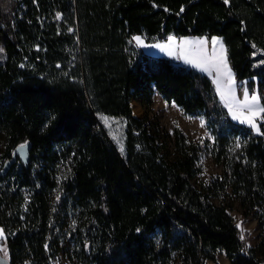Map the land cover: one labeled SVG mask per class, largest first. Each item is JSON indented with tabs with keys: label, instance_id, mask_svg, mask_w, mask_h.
<instances>
[{
	"label": "trees",
	"instance_id": "obj_1",
	"mask_svg": "<svg viewBox=\"0 0 264 264\" xmlns=\"http://www.w3.org/2000/svg\"><path fill=\"white\" fill-rule=\"evenodd\" d=\"M135 35L221 37L235 83L264 88V0H0V227L10 264H54L62 231L80 264H220L221 253L264 264V112L257 133L231 116L209 75L146 54ZM155 95L205 116L223 166L210 183L194 182L207 142L134 115L133 101L147 112ZM25 144L29 162L6 170ZM229 191L258 220L256 246L213 199Z\"/></svg>",
	"mask_w": 264,
	"mask_h": 264
},
{
	"label": "rangeland",
	"instance_id": "obj_2",
	"mask_svg": "<svg viewBox=\"0 0 264 264\" xmlns=\"http://www.w3.org/2000/svg\"><path fill=\"white\" fill-rule=\"evenodd\" d=\"M132 42L139 49L147 43L143 35L133 36ZM147 45L158 46L160 50L157 56L170 58L177 63L196 68L209 75L215 82L221 98L228 105L233 118L251 126L257 133H260V123L263 120L264 112V88L256 86L251 91L247 81L235 83L234 74L227 60V48L221 37L170 36L166 42L147 43ZM3 57L4 50L0 45V61ZM255 102H257L258 110L254 117L252 113H254L253 103ZM132 107L134 115L144 117L148 114L152 121L160 123V127L164 132L173 133L176 128H180L186 133L189 141L193 143L207 142L208 149L198 161L201 172L194 178L195 184L198 186L208 184L211 176L223 173V166L215 161L212 154L215 137L207 128L204 115L186 114L174 102L168 103L158 95H155L154 103L147 112L137 101L132 102ZM245 116H252V119L250 121L243 120ZM1 145L0 142V149ZM61 166L59 165L58 168H62ZM57 176H59V172ZM55 193L56 190L52 192V200H54ZM213 199L218 204L227 203L229 205L235 223L240 226L244 233L248 247L256 246L261 238L258 220L255 217L248 219L244 217V210L239 199L231 191L222 198L214 197ZM66 225L74 227L76 219L69 216L66 218ZM67 226L66 229H68ZM64 232L59 233L57 237L60 252L56 256L54 264H80L76 254L77 245L74 241L65 237ZM7 238V232L0 227V253L9 257ZM219 263L231 264L224 253L219 255Z\"/></svg>",
	"mask_w": 264,
	"mask_h": 264
},
{
	"label": "water",
	"instance_id": "obj_3",
	"mask_svg": "<svg viewBox=\"0 0 264 264\" xmlns=\"http://www.w3.org/2000/svg\"><path fill=\"white\" fill-rule=\"evenodd\" d=\"M30 158V145L25 144L17 147L14 152L13 159L6 165V170L15 163L18 159L24 164L29 162ZM0 264H10L9 258L2 253H0Z\"/></svg>",
	"mask_w": 264,
	"mask_h": 264
},
{
	"label": "crops",
	"instance_id": "obj_4",
	"mask_svg": "<svg viewBox=\"0 0 264 264\" xmlns=\"http://www.w3.org/2000/svg\"><path fill=\"white\" fill-rule=\"evenodd\" d=\"M153 44V43H152ZM145 46H146V48H145ZM145 46H141V49L146 53V54H148V55H152V56H157V55H159L158 53H159V48H158V46H148L147 45V43L145 44ZM225 103V102H224ZM225 105L227 106V108H228V105L225 103ZM253 107H254V113H252V116L254 115V117H255V115H256V113H257V110H258V108H257V102H255V103H253ZM256 110V111H255ZM230 111V110H229ZM230 114H231V116H232V113L230 112ZM252 116H245V117H243V120H251L252 119ZM233 117V116H232Z\"/></svg>",
	"mask_w": 264,
	"mask_h": 264
},
{
	"label": "bare ground",
	"instance_id": "obj_5",
	"mask_svg": "<svg viewBox=\"0 0 264 264\" xmlns=\"http://www.w3.org/2000/svg\"><path fill=\"white\" fill-rule=\"evenodd\" d=\"M256 111V110H255Z\"/></svg>",
	"mask_w": 264,
	"mask_h": 264
}]
</instances>
